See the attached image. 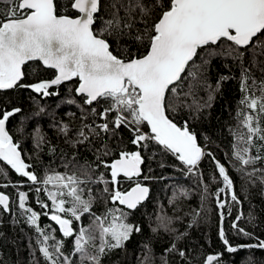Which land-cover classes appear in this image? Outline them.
<instances>
[{"label":"snow or ice","instance_id":"6c2138e0","mask_svg":"<svg viewBox=\"0 0 264 264\" xmlns=\"http://www.w3.org/2000/svg\"><path fill=\"white\" fill-rule=\"evenodd\" d=\"M216 59L230 74L220 75L213 85L209 72ZM36 61L54 70L53 77L26 82L27 68ZM233 67L240 71L242 95L236 127L229 130L233 137L229 161L245 182L241 185L245 191L259 185L264 194V167H258L264 162V0H0V94L30 90L43 99L58 96L59 86L75 79V95L82 98L64 101L80 109L77 128L53 118L51 127L71 152L61 150L64 171L49 165L43 176L37 174L36 163L42 164L39 153L50 144L46 133L39 125L33 129L36 160L26 162L8 128L10 118L23 109H9L11 100H0V180L4 181L0 189L17 190L15 200L0 191V216L9 213L15 223L22 219L34 230L31 264H40L37 252L44 264H77L73 257L79 264H101L104 256L123 249L134 232L140 233L142 229L128 222L124 209L135 210L148 199L150 188L142 181L155 177L143 173L145 153L152 159L158 153L171 155L181 166L177 171L197 178L201 202L191 211L193 223L214 196L225 251L264 249V239L240 226L242 220L254 224L257 218L251 212L245 216L229 167L207 150V143L199 142L188 120L178 125L173 118L187 109L197 114L192 116L196 119L210 108L223 82L235 78ZM199 91L207 92L202 103ZM36 107L34 116L45 112L39 103ZM67 115L70 120L76 117L75 112ZM17 131L24 132L22 122ZM81 148L91 159L83 156ZM56 150L50 147L52 153ZM206 157L216 173L207 180L200 169ZM4 166L26 181H11ZM124 181L131 182L127 190H121ZM210 182L218 184L214 193L209 191ZM25 185L28 191L20 190ZM92 185L102 186L100 198L114 206L102 215L93 211L97 197ZM29 192L35 193L42 211L30 205ZM41 192L50 205L40 198ZM179 196L189 198V193L180 189ZM177 198L174 190L170 203ZM233 206L238 209L231 222L234 233L256 243H230L224 222ZM86 214L92 218L90 225L74 227ZM42 217L58 226L63 239L55 236L52 224H40ZM158 220L152 231L162 227L172 234L161 264H169V255L177 257L179 264H192L190 249L178 246L187 231L170 227L172 218L159 216ZM69 237L73 248L66 253ZM144 247L147 251L139 264H155L151 247ZM220 255H207L205 264H220Z\"/></svg>","mask_w":264,"mask_h":264},{"label":"trees","instance_id":"16d2710c","mask_svg":"<svg viewBox=\"0 0 264 264\" xmlns=\"http://www.w3.org/2000/svg\"><path fill=\"white\" fill-rule=\"evenodd\" d=\"M228 63L231 64L232 62L229 60ZM30 65L27 68L26 82L49 79L54 75L52 70L44 69L38 62H30ZM229 74V69L223 66L221 60H213L212 68L209 72V82L215 85L220 75ZM231 76L235 78L223 82L220 92L216 94L215 99L212 101V106L201 111L198 114V118L192 119V116L197 114L189 113L187 109L178 111L174 114L173 118L178 125H182L185 120H188L191 130L197 133L199 142L201 144L207 143V150L212 151L217 159L224 163L226 167H229L230 174L236 184V190L243 202L245 216L251 212L257 218L254 224H248L246 220H242L240 226L252 232L255 237L264 239V194H261V187L259 185L255 187L248 186V190L245 191L241 187L245 182L229 161L233 144V137L230 135L229 130L236 127L235 114L242 95L239 83V69L233 67ZM76 85L77 80L69 81L59 86L58 96L43 99L28 90L10 91L0 94V100H4L5 102L9 99L11 100V104H8L9 109L12 106H20L23 109L17 116L10 118L8 128L14 140L20 143L26 162L32 163L36 160L31 133L37 125L46 133L50 141V144H45L44 150L39 153L42 164L36 163V171L40 176L45 174L49 165L57 171H64L61 167V160L63 159L61 157V150L67 153L71 152V149L63 143V136H58L57 130L51 127V124L53 118H55L56 121L70 123L73 129L79 126L80 109L76 105L64 103L68 98H73L77 102L81 101L82 98L76 96L74 92ZM69 89H72V91L70 92ZM198 99H200L201 103L206 100L207 92L199 91ZM189 102H191L190 99ZM37 103L45 108V112L41 113L40 116L33 115L38 110L36 107ZM69 112H75L76 117L70 120L67 115ZM21 122L24 127L23 133L17 131V128L21 127ZM205 136H208L210 139L205 141ZM124 138L126 140L130 139V134L127 131H124ZM52 146H55L57 149L55 153L50 151V147ZM129 148L134 149V146L129 144ZM80 151L83 156L91 159L90 153L84 148H81ZM144 156L145 163L141 166L143 173L155 177L152 180L142 181L145 186L150 188L148 199L135 210L124 209L129 213L128 222L138 225L142 230L140 233L134 232L130 240L125 243L123 249H116L104 256L101 264H139L147 251L144 247L145 244L151 247L155 264H161L164 250L171 243L172 234L165 231L162 227L156 232L152 231L159 224V216L172 218L170 227L175 228L178 232L187 231L188 235L178 246L190 249L189 256L191 257L192 264H205V257L209 254H221L220 264H264V249L243 248L235 253L225 251V246L218 235L220 218L216 209L214 196L209 197L206 202L207 210L201 212V215L193 223L191 211L200 205L202 186L198 184L196 177L187 176L183 172L176 170L177 167L181 166L173 156L159 153L155 156V159L150 158V153H145ZM161 163L165 166L161 167ZM0 164L2 163L0 162ZM4 167L7 169L11 181H26V179L18 176L8 167ZM258 167H264V162L259 164ZM200 169L204 174L205 180L216 174L214 164L207 157L202 160ZM0 175H3V173H0ZM121 179L123 180V178ZM0 182L4 181L0 180ZM130 186H132L131 182L124 181L121 185V190H127ZM91 187L93 188V195L97 197L96 205L93 208V211L97 215H102L107 208L114 207L110 202L106 203L100 198L99 190L102 186L92 185ZM217 187L218 184L216 182H210L209 191L214 193ZM180 189L188 191L189 198L179 196ZM20 190L28 191L27 185ZM174 190L177 191L178 198L174 203H170ZM0 191L9 194L13 200L16 199L17 190L15 188L0 189ZM34 197L35 193L29 192L30 205L34 210L42 211L35 203ZM40 198L49 203V205L51 204L50 201H47L45 193L41 192ZM119 207L123 208L122 206ZM237 211V207L233 206L232 215L227 217L224 222L226 235L230 243L234 246L256 243L254 239L236 235L231 228V222L235 218ZM91 219L86 214L82 217L81 222L74 224V227H88ZM0 220H2V223H0V233H2L0 235V264H31V252L35 247L34 230L24 223L22 219L20 223H15L9 213H3L0 216ZM40 224L42 226L52 224L53 228H56L55 236L58 239H63L58 226L54 222H51L46 217H42ZM189 224H192L191 228L188 227ZM72 248L73 238L69 237L65 241L64 251L70 253ZM36 256L40 260V264H44L39 252L36 253ZM73 259L77 260V264H79L76 257H73ZM167 259L169 264H179L178 258L174 255H169Z\"/></svg>","mask_w":264,"mask_h":264},{"label":"water","instance_id":"95a60500","mask_svg":"<svg viewBox=\"0 0 264 264\" xmlns=\"http://www.w3.org/2000/svg\"><path fill=\"white\" fill-rule=\"evenodd\" d=\"M36 62H38L44 69H47V68H45L43 65H42V63L41 62H39V61H36ZM48 70H52V69H48ZM53 72H54V70H52ZM69 82V81H68ZM68 82H65V83H68ZM64 83V84H65ZM78 86V81H77V85H76V87ZM28 91H30V90H28ZM75 92V91H74ZM34 95H36L35 93H33ZM79 97V96H78ZM2 163V162H1ZM6 167H8V166H6ZM10 169V168H9ZM14 172V171H13ZM15 173V172H14ZM16 174V173H15ZM24 179H26V178H24ZM146 201V200H145ZM122 207H124V206H122ZM130 210V209H129Z\"/></svg>","mask_w":264,"mask_h":264}]
</instances>
